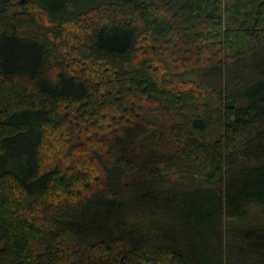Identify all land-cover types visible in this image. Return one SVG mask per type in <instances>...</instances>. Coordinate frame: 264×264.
Wrapping results in <instances>:
<instances>
[{
  "label": "trees",
  "instance_id": "1",
  "mask_svg": "<svg viewBox=\"0 0 264 264\" xmlns=\"http://www.w3.org/2000/svg\"><path fill=\"white\" fill-rule=\"evenodd\" d=\"M20 2L0 264H264V0Z\"/></svg>",
  "mask_w": 264,
  "mask_h": 264
},
{
  "label": "rangeland",
  "instance_id": "2",
  "mask_svg": "<svg viewBox=\"0 0 264 264\" xmlns=\"http://www.w3.org/2000/svg\"><path fill=\"white\" fill-rule=\"evenodd\" d=\"M13 5H14V8L16 10H20L21 9V0H10ZM46 24V23H45ZM149 115H151L150 117L155 120V119H159V121L163 120L164 122V127L167 126V122H169V119H166L165 115L164 114H161L160 112H154V113H150ZM167 132V131H166ZM163 139H167L168 136H167V133H163ZM253 217V218H252ZM248 218H251L253 221V223H264V206H261V205H253L251 207V212H250V215ZM0 243H2L0 241ZM4 262V259H0V263Z\"/></svg>",
  "mask_w": 264,
  "mask_h": 264
}]
</instances>
